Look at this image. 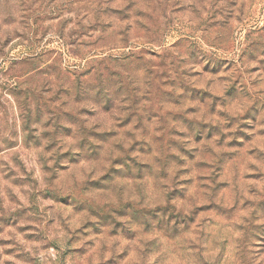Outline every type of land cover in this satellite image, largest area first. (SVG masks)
<instances>
[{
	"label": "rangeland",
	"instance_id": "1",
	"mask_svg": "<svg viewBox=\"0 0 264 264\" xmlns=\"http://www.w3.org/2000/svg\"><path fill=\"white\" fill-rule=\"evenodd\" d=\"M0 264H264V0H0Z\"/></svg>",
	"mask_w": 264,
	"mask_h": 264
}]
</instances>
